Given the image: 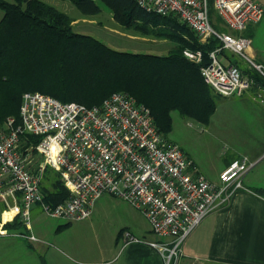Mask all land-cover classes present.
<instances>
[{
	"label": "built area",
	"instance_id": "1",
	"mask_svg": "<svg viewBox=\"0 0 264 264\" xmlns=\"http://www.w3.org/2000/svg\"><path fill=\"white\" fill-rule=\"evenodd\" d=\"M134 1L150 14L178 18L202 44L218 41L219 46L209 54L210 64L202 66L201 74L221 97H241L255 87V81L243 74L229 53L264 79V64L250 55L252 39L244 36L248 25L264 16L260 2ZM212 9L235 34L216 29L211 22ZM184 55L198 64L203 61L200 51L185 50ZM26 135L40 140L28 144ZM34 152L44 157V165L37 170L30 168L28 160ZM257 164L248 156L233 160L220 174V184L200 174L192 175V160L159 130L150 109L126 92L114 93L92 107L64 103L39 92L25 93L20 123L9 118L0 129V195L27 231L31 232L35 205L51 218L72 223L91 218L97 200L109 194L139 210L157 239L146 242L123 230V247L145 242L159 251L165 264L179 263L189 236L210 214L227 205L238 190L246 189L244 180ZM46 166L57 170L70 193L63 203L44 201L41 185ZM15 236L40 242L33 234Z\"/></svg>",
	"mask_w": 264,
	"mask_h": 264
},
{
	"label": "trees",
	"instance_id": "2",
	"mask_svg": "<svg viewBox=\"0 0 264 264\" xmlns=\"http://www.w3.org/2000/svg\"><path fill=\"white\" fill-rule=\"evenodd\" d=\"M63 1L73 3L85 16L101 12L96 0ZM101 1L117 24L175 43L176 49L167 55L115 50L76 32L69 15L43 0H0V126L9 118L20 123L22 98L29 92L88 107L126 92L150 109L167 138L173 130V112L209 124L222 97L205 82L201 68L210 64L209 54L219 46L218 41L202 44L178 18L150 14L134 0ZM185 50L200 51L202 63L188 60L182 54ZM233 63L255 81V88L264 91V79L257 72ZM24 138L28 144L40 140L30 135ZM58 177L60 186L54 184L52 191L45 192L43 175L44 201L51 205L63 203L70 195ZM14 225L24 227L18 217L10 226Z\"/></svg>",
	"mask_w": 264,
	"mask_h": 264
},
{
	"label": "rangeland",
	"instance_id": "3",
	"mask_svg": "<svg viewBox=\"0 0 264 264\" xmlns=\"http://www.w3.org/2000/svg\"><path fill=\"white\" fill-rule=\"evenodd\" d=\"M5 1L12 3L14 0ZM43 1L69 15L74 20L73 26L76 32L92 36L107 46L114 47L115 50L167 55L176 49L175 43L156 39L117 24L111 11L101 0H96L101 12L94 16L83 15L70 1ZM256 1L264 6V0ZM2 17L3 13L0 11V21ZM211 22L218 30L234 33L224 24L218 12L213 9L211 10ZM244 36L252 39L251 48L255 60L264 64V16L259 22L248 25ZM182 54L185 56L184 52ZM228 56L242 68H248V64L238 56L232 53H229ZM224 64L227 65V62ZM259 90L258 87H253L241 97L232 96L219 99L217 111L209 125L183 118L178 112H173V130L168 139L178 144L205 170L212 168L214 164H219L223 157L241 158L246 155L250 156L255 150L264 149V106L256 100L257 98L264 101L262 99L264 91L261 93ZM7 120L0 126V129L6 126ZM28 160L32 170H37L44 165V157L36 152ZM44 172L45 192L52 191L54 184L60 186L56 169L46 166ZM118 201L122 202L121 199L109 194L103 195L97 201L98 207L100 206L99 209H96L91 218L72 222L71 227L62 232L57 233L56 230L59 225L65 223L63 220L51 219L45 214H40L38 215V223L41 225L44 234L50 239L57 236L60 245L70 243L71 250L75 251L97 250L100 245L106 242L105 240L113 233L114 227L117 225L113 205L107 203ZM34 219L35 214L32 213V223ZM24 231L27 235L30 234L29 231ZM19 241L25 244L26 251L24 253L19 252L18 263L40 264L37 251L30 245V242L26 238L19 239ZM60 245H57L58 249L64 252V255L68 256L69 259H78L72 251L64 250L62 248L64 246ZM13 263L15 262L13 261Z\"/></svg>",
	"mask_w": 264,
	"mask_h": 264
},
{
	"label": "crops",
	"instance_id": "4",
	"mask_svg": "<svg viewBox=\"0 0 264 264\" xmlns=\"http://www.w3.org/2000/svg\"><path fill=\"white\" fill-rule=\"evenodd\" d=\"M249 53L252 57L255 56L252 48ZM262 96L264 100V92ZM256 100L264 106V101L257 98ZM186 154L194 165L191 174H200L215 184H220V174L237 159L235 156L223 157L219 164L205 170L188 153ZM248 157L252 161H258V164L244 180L246 189L238 190L227 205L210 214L195 229L183 246V255L178 264H264V149L255 150ZM107 204L113 205L117 225L106 242L97 250L86 251L71 250L70 243L60 245L57 236L50 239L45 235L38 223V215L45 213L40 205H35L32 209L35 219L29 232L39 237L41 242H30V245L37 251L40 264H165L159 251L145 242L123 247L120 235L123 230L131 231L146 242L157 240L145 216L123 200ZM98 205L96 202L92 215L99 209ZM15 220L17 216L10 212L0 195V233H8L7 236L0 235V264H25L18 263V259L19 252L24 253L26 246L15 234L25 233L26 229L24 227L21 229L17 225L11 227ZM63 221L65 223L58 226L57 233L71 227L72 223ZM66 224L70 226L59 230V227ZM56 244L64 246L62 247L64 250L72 251L78 261L69 259Z\"/></svg>",
	"mask_w": 264,
	"mask_h": 264
}]
</instances>
